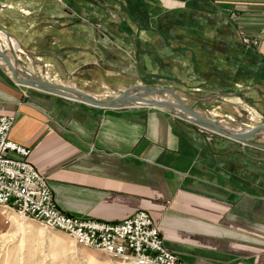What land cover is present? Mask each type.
<instances>
[{
	"label": "crops",
	"instance_id": "obj_1",
	"mask_svg": "<svg viewBox=\"0 0 264 264\" xmlns=\"http://www.w3.org/2000/svg\"><path fill=\"white\" fill-rule=\"evenodd\" d=\"M1 28L21 41L16 49L0 36L24 76L100 100L138 76L184 102L231 108L248 129L264 122V0H0ZM219 99L231 104L215 107ZM135 103L67 100L16 82L0 62V114L16 116L10 138L31 148L64 212L119 222L145 210L188 264H264V147Z\"/></svg>",
	"mask_w": 264,
	"mask_h": 264
},
{
	"label": "built area",
	"instance_id": "obj_2",
	"mask_svg": "<svg viewBox=\"0 0 264 264\" xmlns=\"http://www.w3.org/2000/svg\"><path fill=\"white\" fill-rule=\"evenodd\" d=\"M243 41L259 40L245 35ZM16 116L0 114V205L8 219L37 220L68 234L122 264H188L170 249L149 212L139 210L119 222L71 215L56 202L49 178L29 160L31 148L10 138Z\"/></svg>",
	"mask_w": 264,
	"mask_h": 264
},
{
	"label": "rangeland",
	"instance_id": "obj_3",
	"mask_svg": "<svg viewBox=\"0 0 264 264\" xmlns=\"http://www.w3.org/2000/svg\"><path fill=\"white\" fill-rule=\"evenodd\" d=\"M84 20H90L86 16H82ZM91 21V20H90ZM94 25L99 28L101 32H104L99 22H94ZM0 36L6 41V43L18 49L21 41L14 34H8L6 30L0 29ZM25 36V35H24ZM24 39V38H23ZM28 37L25 36L27 41ZM13 41V42H12ZM29 42V41H28ZM42 47L41 43L30 42L28 47L34 48V46ZM16 45V46H15ZM19 45V46H18ZM26 46V44H24ZM35 48L36 52H43L44 48ZM15 53H19L18 50ZM30 54L34 55L30 52ZM41 55V54H38ZM40 57V56H38ZM79 69V68H78ZM72 73L76 75L77 69L73 68ZM148 85L157 87L160 84H147L142 83L137 76V80L130 82L128 85H118L112 87L115 94L119 95L123 91L135 85ZM67 86L73 87L70 84ZM162 87V86H161ZM165 87V86H164ZM168 87V86H166ZM200 87V86H198ZM173 89L172 87H168ZM111 90V91H112ZM175 90V89H173ZM158 99H161L157 96ZM189 107L196 109L200 113L207 115L205 111L212 107V103L202 100H186ZM185 102V103H186ZM217 102L228 103L226 100H217L215 107L219 105ZM149 106L147 104H142ZM223 105V104H222ZM155 106V105H150ZM230 107V105H229ZM210 110L214 113H210L214 119L221 121L223 125L230 122H238L239 116L232 114L233 109ZM238 117V118H237ZM234 120V121H232ZM263 123L255 124L253 127L262 125ZM231 127L229 130H232ZM252 142L264 145V136H257L252 139ZM0 264H122L121 262L109 257L108 255L90 248L77 244L68 234L58 229H51L45 227L37 220H23L17 215L13 214L10 219L3 213V208L0 205Z\"/></svg>",
	"mask_w": 264,
	"mask_h": 264
},
{
	"label": "water",
	"instance_id": "obj_4",
	"mask_svg": "<svg viewBox=\"0 0 264 264\" xmlns=\"http://www.w3.org/2000/svg\"><path fill=\"white\" fill-rule=\"evenodd\" d=\"M0 55L4 59L5 64L12 71V77L16 82L43 91L51 92L67 100L82 101L100 107L113 108L133 106V104H137L135 102L166 107L173 111L180 121L188 122L194 126L202 127L207 131L241 141L245 144H255L252 142V139L254 137L261 136V133L264 131V124L254 128H246L242 131L229 130L223 125L221 121H218L217 119L209 117L200 113L196 109L189 107V105L180 98L175 90L168 87L156 88L142 84L135 85L113 98L108 100H100L82 89L43 80L32 74H26L24 76L21 74V71H23L24 68L18 64L16 58L15 62H13L8 53L1 48ZM167 94H170L173 100L156 99V96H164ZM256 145L259 147H264L262 144Z\"/></svg>",
	"mask_w": 264,
	"mask_h": 264
},
{
	"label": "bare ground",
	"instance_id": "obj_5",
	"mask_svg": "<svg viewBox=\"0 0 264 264\" xmlns=\"http://www.w3.org/2000/svg\"><path fill=\"white\" fill-rule=\"evenodd\" d=\"M13 42V41H12ZM12 46V45H11ZM16 46V45H15ZM11 48V47H10ZM13 60V62H15V60L14 59H12ZM0 62H2V63H4L5 64V61H4V59L1 57L0 58ZM169 96H170V98L171 99H173L172 98V96L169 94ZM158 97H160L161 99H165V95L164 96H158ZM232 126H236V127H238V128H240L241 130H245L247 127H244L243 125H241V124H239V123H237V122H231L229 125H227L226 126V128H230V127H232ZM261 136H264V131L261 133Z\"/></svg>",
	"mask_w": 264,
	"mask_h": 264
}]
</instances>
